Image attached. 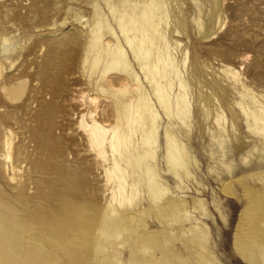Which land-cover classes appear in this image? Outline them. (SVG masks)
Segmentation results:
<instances>
[{
  "label": "rangeland",
  "instance_id": "374dc122",
  "mask_svg": "<svg viewBox=\"0 0 264 264\" xmlns=\"http://www.w3.org/2000/svg\"><path fill=\"white\" fill-rule=\"evenodd\" d=\"M152 1L0 0V264H264V0ZM88 111L119 124L136 206Z\"/></svg>",
  "mask_w": 264,
  "mask_h": 264
},
{
  "label": "bare ground",
  "instance_id": "6f19581e",
  "mask_svg": "<svg viewBox=\"0 0 264 264\" xmlns=\"http://www.w3.org/2000/svg\"><path fill=\"white\" fill-rule=\"evenodd\" d=\"M148 1V0H147ZM149 7L154 11L155 9H156V4L154 3V1H152L151 0V3H150V5H149ZM157 14H158V12H157ZM147 16L148 17H150V18H152V13L150 12V13H148L147 14ZM155 24H152L151 26H152V28H151V30L149 31V32H147V33H143L144 35H143V39L141 40V42L138 44V50L139 51H135V58H137V60L139 61V63H140V67H141V69L142 70H146V68L147 67H145V66H147L146 65V62L144 63V61L142 62L141 60H143L144 58H146L147 59V49H146V51L145 52H140L141 50H142V46H143V43H146V42H148V43H152L153 41H155L156 39H158V38H161L160 36H159V30H157V28H155V26H154ZM142 28V27H141ZM134 30V29H133ZM145 30V29H144ZM125 31V30H124ZM137 32V31H136ZM141 32V31H140ZM144 32V31H143ZM135 33V32H134ZM134 33H132V36H133V34ZM139 34V33H138ZM126 38V37H125ZM130 38H131V36H130ZM140 41V40H139ZM128 42V41H127ZM131 41L129 40V43H130ZM108 43V42H107ZM106 43V44H107ZM155 43H156V41H155ZM176 44H177V42H176ZM137 45V44H136ZM93 46V45H92ZM119 47V46H118ZM149 47V46H148ZM147 47V48H148ZM156 47V46H155ZM154 47V48H155ZM101 48V47H100ZM166 48L167 49H169L170 50V47L166 44ZM144 50V49H143ZM155 50H157V52H158V55L160 54V52H161V47L159 46V47H157V48H155ZM149 51V50H148ZM117 52V51H116ZM133 53V52H132ZM156 55V54H155ZM157 55V56H158ZM122 53L121 52H119L118 51V53H112V58H111V60L107 63L108 64V66H109V64H111V66H113L112 65V63H119V61L122 59ZM155 57V56H154ZM123 60V59H122ZM155 60V59H154ZM86 62V61H85ZM123 62V61H122ZM121 61H120V64L122 63ZM148 62V61H147ZM154 63H155V61H154ZM114 64V65H115ZM123 64V63H122ZM156 64V63H155ZM94 65V64H93ZM106 66V65H105ZM108 66H106V67H108ZM154 66V65H153ZM157 66V65H156ZM83 67V66H82ZM117 67H118V65H117ZM91 68V67H90ZM113 68V67H112ZM115 68V67H114ZM155 68V71H157L156 70V67H154ZM153 68V69H154ZM151 69V68H150ZM153 69H152V71H153ZM107 71H109V70H107V68H104L103 70H102V76L103 75H105V73L107 72ZM119 73V72H118ZM150 73H151V71H150ZM146 74H148V71H147V73ZM157 75V74H156ZM122 76H123V74H122ZM122 76H119V77H117L118 78V81L123 85V87L124 86H127L126 85V77H122ZM152 76H153V74H152ZM105 77V76H104ZM147 77V76H146ZM157 77H159V76H157ZM150 78H151V76H150ZM136 78L133 76V80L134 81H136L135 80ZM153 78H151V80H152ZM160 79V78H159ZM107 81L108 80H110V79H106ZM105 80V81H106ZM130 80V79H129ZM149 80V79H148ZM132 81V80H131ZM153 81V80H152ZM151 81V82H152ZM159 81V80H158ZM157 81V82H158ZM119 83V85H121ZM129 83V82H128ZM135 83V82H134ZM156 84V83H155ZM132 85V84H131ZM135 85V84H134ZM133 85V86H134ZM156 86V85H155ZM101 87V86H100ZM116 87V86H115ZM120 88V87H119ZM127 87H125V88H123V89H126ZM135 88H136V86H135ZM155 88V87H154ZM156 88H158V84H157V86H156ZM160 88V87H159ZM6 89H9V92H14V87H7ZM128 89V88H127ZM136 90V89H135ZM158 90V89H157ZM159 91V90H158ZM136 92H138V91H136ZM156 92V91H155ZM160 92V91H159ZM157 93V92H156ZM160 93H158L157 94V98H158V95H159ZM10 95V94H9ZM11 96V95H10ZM9 96V97H10ZM161 96V95H160ZM135 97H137L138 98V94L135 96ZM142 97V96H141ZM149 98H150V96H149ZM13 99V98H12ZM79 100V102L80 103H84L85 102V98L84 97H79L78 98ZM88 100L90 101V103L92 104V103H94L95 104V102L97 101L96 100V98H92V97H89L88 98ZM165 100H166V98H165ZM135 101V100H134ZM142 101H144L142 98H139L138 100H136L135 101V107H136V111H138V113H139V115L141 116V118L140 119H144V118H151V123H150V125L148 126V136H146L143 140H142V143H143V145H146V144H148L149 146L152 144H154L155 143V134H156V127L154 126V121L153 120H155V116L152 114V115H147V111H148V109L147 108H144V109H142L141 108V106H142ZM161 101V100H160ZM159 103V102H158ZM125 104H129V105H132L133 103H132V97H129V98H127V100H126V102H125ZM124 105V104H123ZM166 105V104H165ZM129 107V106H128ZM130 109V108H129ZM89 112V111H88ZM126 113H127V111H125ZM136 113V112H135ZM134 113V114H135ZM83 114V113H82ZM89 115V118L90 119H92L91 120V123H88V122H85L84 120H83V116H86V115ZM87 114H83L82 115V118H81V120H80V125L83 127V129L85 130V132L87 133V136L89 137V139H90V144L97 150V154L99 155V156H101V157H103V158H105V152L106 151H104V148H106V147H109V149H110V155H111V166L109 167V168H107L106 169V174H107V181H111L112 183H113V192H114V195H118L119 196V198L120 199H122L123 201H129V203H132V205H135L136 206V204L138 203V200L139 199H136L134 196V194H135V192H136V190L134 189V186H133V183L132 184H130V185H128V182L126 181V177H125V175H126V173H125V170H123V168H121L120 167V165H119V163H118V160L116 159V154L118 153V149L120 148V142H121V139H120V137H119V132H118V128H116L119 124H117V126H114V125H111V127H109V125L108 126H106V125H104V124H102V123H100L99 121H97V120H95V119H93V114L91 113V112H89V113H87ZM93 115V116H92ZM139 117V116H138ZM128 118V117H127ZM134 118H135V116H134ZM132 120H134V119H132ZM136 120V119H135ZM87 121V120H86ZM114 126V127H113ZM120 128V127H119ZM9 133V132H8ZM4 137V136H3ZM2 137V138H3ZM3 144H4V141H1ZM123 142V141H122ZM2 144V145H3ZM9 144V143H8ZM3 147H5V146H3ZM123 147V146H122ZM125 148V147H124ZM10 149V148H9ZM145 149V148H144ZM107 150V149H106ZM142 151V150H141ZM147 150H145V153H148V152H146ZM151 152V151H150ZM146 155V154H145ZM136 156V155H135ZM144 156V155H143ZM6 157H9V156H5V158ZM108 157V156H107ZM141 157V156H140ZM7 159V158H6ZM132 160V159H131ZM138 160V159H137ZM140 161V160H139ZM176 162L177 163H179V164H183V162H182V160H181V158L179 157L178 159H176ZM133 163V162H132ZM109 165V164H108ZM133 166H134V164H133ZM143 167V166H142ZM148 167H150V166H148ZM6 168V167H5ZM137 168V167H136ZM141 168V167H140ZM147 168V167H146ZM152 168V167H151ZM151 168H148L149 169V171H151L150 169ZM138 169V168H137ZM15 170V169H14ZM141 170V169H140ZM139 170V171H140ZM144 171V170H143ZM142 171V172H143ZM141 172V173H142ZM146 172H148V171H146ZM125 173V174H124ZM143 174V173H142ZM149 174V173H148ZM154 174V173H153ZM141 176V175H140ZM141 177H143V176H141ZM145 177V176H144ZM143 177V178H144ZM152 177H154V175L153 176H150V178H149V181L151 180V178ZM147 179V178H146ZM155 180V179H154ZM153 181V180H152ZM151 182V181H150ZM149 182V183H150ZM154 182V181H153ZM131 183V182H130ZM155 183V182H154ZM151 184V183H150ZM135 185V184H134ZM155 184H153V186H154ZM136 186V185H135ZM158 186V185H157ZM128 187L130 188V195L128 196L127 195V189H128ZM148 187V186H147ZM150 187H152V186H150ZM160 187V186H159ZM154 188V187H153ZM158 189V188H157ZM152 191V190H151ZM155 191V190H154ZM156 193V192H155ZM152 194V193H151ZM155 196H156V194H155ZM117 197V196H116ZM158 197V196H157ZM156 200H157V198L156 197H154ZM121 200V201H122ZM111 215H113V211H111V213H110ZM114 218V217H113ZM98 221V220H97ZM103 221V220H102ZM115 221V220H114ZM114 221H112V222H114ZM111 222V225L113 224ZM115 223V222H114ZM115 225V224H114ZM118 225V224H117ZM110 225H108V227H109ZM113 226V225H112ZM118 227H119V225H118ZM110 228H112V227H110ZM114 228H115V226H114ZM113 228V229H114ZM106 229H107V226H106ZM111 230L112 229H110V231L109 232H111ZM114 230H116V229H114ZM113 230V234H115V235H113L112 233V235L115 237L116 236V234L117 233H115V231ZM119 229H117V232H119L118 231ZM107 231H108V229H107ZM98 233H100L101 235L104 233L103 231H101V230H99L98 229ZM111 234H109L110 236H111ZM120 235V234H119ZM119 235H117V236H119ZM107 236V235H106ZM88 239V238H87ZM105 241V240H104ZM103 243V242H102ZM98 245H100V244H98ZM104 246V245H103ZM93 247V246H92ZM105 247V246H104ZM94 252H95V254L96 253H99V251L101 250V246H94ZM104 249V248H103ZM92 254H94V253H92ZM105 258V257H104ZM92 259V258H91ZM96 260V259H95ZM101 261V260H100ZM104 261V260H103ZM102 262V261H101Z\"/></svg>",
  "mask_w": 264,
  "mask_h": 264
}]
</instances>
